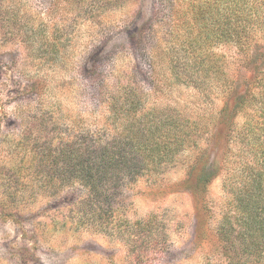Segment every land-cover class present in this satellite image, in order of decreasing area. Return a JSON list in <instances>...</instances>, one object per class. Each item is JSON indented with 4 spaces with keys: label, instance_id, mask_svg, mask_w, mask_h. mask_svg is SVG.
Instances as JSON below:
<instances>
[{
    "label": "rangeland",
    "instance_id": "obj_1",
    "mask_svg": "<svg viewBox=\"0 0 264 264\" xmlns=\"http://www.w3.org/2000/svg\"><path fill=\"white\" fill-rule=\"evenodd\" d=\"M105 92L110 134L153 123L164 157L98 218L39 155L99 128ZM263 117L264 0H0V264H264Z\"/></svg>",
    "mask_w": 264,
    "mask_h": 264
},
{
    "label": "trees",
    "instance_id": "obj_2",
    "mask_svg": "<svg viewBox=\"0 0 264 264\" xmlns=\"http://www.w3.org/2000/svg\"><path fill=\"white\" fill-rule=\"evenodd\" d=\"M102 85H104L102 81ZM105 92L103 95L109 97L108 117L101 123L93 133L83 132L80 130L72 138L65 136L62 142L56 144V148L48 147L44 154H40V160L46 162V165L39 170H43L48 178H57L60 181L59 188L71 190L80 187L84 191L87 210L97 213L98 218L102 215H108L116 209L115 193L118 191L119 183L122 181H133L143 171L142 166L147 162H153L164 157L160 150L162 145L154 141L151 137L153 132V123L149 127L148 137L144 139L141 136V127L137 119H134L128 133L126 126H120L113 134L109 132L107 119H123L122 103L120 96L115 97L113 94ZM112 116V117H110ZM252 120L246 123L247 128L251 126ZM257 125V122H254ZM126 127V128H125ZM264 117L261 124L257 125L258 129H263ZM252 126L246 131L251 135L254 144L256 156L258 158L259 169L256 173V185L254 191H259V197L264 193V138L261 137ZM197 124L194 122L186 124L178 119L174 124V132L171 130L170 138L179 142L184 133L192 132L194 138L198 137L196 133ZM155 132V131H154ZM251 132V133H250ZM143 137V140H142ZM164 137L162 136L161 139ZM194 140V139H193ZM146 143L143 146V143ZM155 142V143H154ZM206 177L201 173L200 179ZM71 180H74L73 182ZM261 191V193H260ZM259 198L257 201H260ZM83 202V201H82ZM262 202V201H261ZM261 213V219H264V203L257 206ZM151 219L146 221V225L151 224Z\"/></svg>",
    "mask_w": 264,
    "mask_h": 264
}]
</instances>
